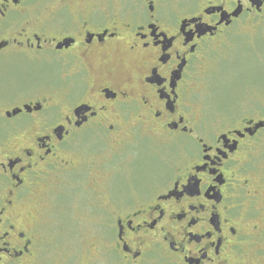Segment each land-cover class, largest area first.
<instances>
[{
  "label": "flooded vegetation",
  "instance_id": "flooded-vegetation-1",
  "mask_svg": "<svg viewBox=\"0 0 264 264\" xmlns=\"http://www.w3.org/2000/svg\"><path fill=\"white\" fill-rule=\"evenodd\" d=\"M242 35L264 37V0H0V68L34 66L12 94L0 82V264H44L45 222L70 200L53 186L85 189L84 169L104 176L87 215L109 264L263 258L264 110L217 120L195 107L197 66ZM140 153L166 173L126 193L114 182Z\"/></svg>",
  "mask_w": 264,
  "mask_h": 264
},
{
  "label": "rangeland",
  "instance_id": "rangeland-1",
  "mask_svg": "<svg viewBox=\"0 0 264 264\" xmlns=\"http://www.w3.org/2000/svg\"><path fill=\"white\" fill-rule=\"evenodd\" d=\"M230 40H232L230 43L209 53L196 70L198 93L195 96L197 99L195 107L217 120L222 119V116L245 117L264 110V37H260L254 45H249L248 38L243 35L233 36ZM33 67L11 59L0 68V82L6 91L12 94L13 80H18L23 74L33 71L29 69ZM36 68L43 75V79L51 76V65ZM83 141L87 142L86 139ZM87 145L83 144V147ZM159 145L160 143L153 142L150 148L157 153L160 152L172 166L177 167L182 162L183 155L178 150L165 151L158 148ZM66 149L70 151L71 146L67 145ZM166 168L162 160L140 153L132 163L130 179L124 180L123 176H120L114 182V186L118 185L125 191L134 184H140L151 170L156 174L166 173ZM86 172L91 175H87ZM97 173L98 171L92 172L91 169L81 170L79 175L82 176H78L77 182L86 185L83 190L80 188L70 190L68 186H64L68 182L64 177L59 178H63V185L53 186L54 189H61L58 193L68 192L70 200L63 196L56 201L55 197L58 195L54 197L56 205L53 204L50 211L56 213L49 215L44 226V264H109L107 262L109 257L103 260L104 256L101 258V255L94 251L98 240L91 235L87 215L94 205L105 198L100 194L104 192L103 189L100 190L99 187V191L89 189L95 181L99 185L104 177L97 176ZM44 187L41 185L38 191H43ZM129 195H132V192ZM251 263L264 264V257L252 260Z\"/></svg>",
  "mask_w": 264,
  "mask_h": 264
}]
</instances>
